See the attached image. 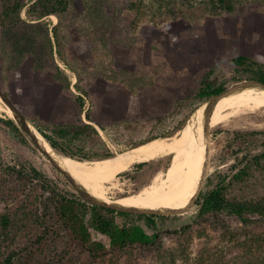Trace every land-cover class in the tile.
Returning <instances> with one entry per match:
<instances>
[{"label":"rangeland","instance_id":"374dc122","mask_svg":"<svg viewBox=\"0 0 264 264\" xmlns=\"http://www.w3.org/2000/svg\"><path fill=\"white\" fill-rule=\"evenodd\" d=\"M26 1L19 16L23 21L36 22L29 12L36 0ZM65 1L64 12L60 10L39 20L53 42L55 65L50 77L31 72L30 61L13 64L0 30V92L16 105L39 136L35 126L47 133L80 121L92 125L94 132L74 139L72 146L95 159L79 161H94L102 155L115 157L122 150L156 137L176 136L177 142L196 109L208 101L201 102L195 96L205 76L226 90L235 83L252 80L230 62L231 56L241 53L264 63V0H259L261 3L242 0L245 5L222 15L208 12L205 8L208 0H171L170 3L163 0L160 4L144 0L143 6L139 0ZM45 27L42 29L46 30ZM55 66L61 71L60 78H53ZM78 97L85 102L82 110ZM87 112L90 119L86 118ZM7 119L12 117L0 100V165L14 169L13 173L0 172L3 188H9L14 195L10 202H0V214L9 215L13 220L11 225H18L10 234L0 232L2 257L24 246L21 240L31 238L32 232L49 234L43 247L44 256L37 264H56L55 256L65 247L69 255L62 264H164L172 255L175 264H196L202 253H212L216 259L221 253L240 262L249 245L252 257L257 256L254 239L250 241L248 233L261 234L264 219H260V227L244 228L236 217L223 213L199 217L197 199L199 194L223 182V178L229 198H264V107L229 117L191 145L185 143L179 186L168 201L153 209L171 208L176 214L156 215L149 223L145 218H137V214L106 213L118 225L135 223L147 234H155L152 246L109 250L97 258L89 257L78 245H68L67 231L53 218L52 191H68L82 197L16 123L21 133L5 124ZM236 131L242 134L235 136ZM204 136L209 140V152L202 178L207 152ZM172 153L146 161L157 162L150 167L135 168L137 163L132 164L118 176L116 187L101 192V199L117 202L142 183L147 184L157 166V170H163L169 162L166 168H171ZM187 154L192 155V162L184 167ZM256 157H260L259 161ZM243 166L247 175L242 180L234 179V173ZM173 186L174 181L167 192L138 206L146 207L159 200ZM25 214H31L33 219ZM85 221L92 238L102 241L109 249L108 237L92 227L89 215ZM22 225L29 226L32 232ZM226 226L235 230L237 234L233 237L237 242L245 241L246 245L230 243L231 236L225 235Z\"/></svg>","mask_w":264,"mask_h":264},{"label":"trees","instance_id":"16d2710c","mask_svg":"<svg viewBox=\"0 0 264 264\" xmlns=\"http://www.w3.org/2000/svg\"><path fill=\"white\" fill-rule=\"evenodd\" d=\"M170 1L171 0H167L166 2L170 3ZM26 2V0H0V30L2 31V42L7 48H9L7 54L10 53L12 55V57H9V60L14 62L13 64L22 65L23 61L26 63L30 61L31 65L29 69L31 72L43 73L45 76L50 77L54 74L53 65H55L52 52L53 42L49 33H47V28L43 25L44 23H41L39 20L50 14H58L60 10L64 12L67 8V2L65 0L34 1L29 8V12L37 21L30 23L23 21L19 16V11L24 8ZM139 2L141 6L145 4L144 0H139ZM154 2L160 4L163 0H154ZM255 2L261 3L259 0H255ZM243 5H245V3L242 0H208L205 3V8L208 9L210 14L222 15L223 13H232L236 8L238 10V8ZM42 27H45L46 30L42 29ZM229 60L237 69H240L245 75H247L246 78L264 83V63H260L259 61L251 59L247 55L241 53L231 56ZM55 70L56 75L53 78L59 76L61 72L57 69V66H55ZM60 80L61 79H58V81ZM201 82V85L195 93L196 98L201 102L207 101L223 92L225 88L222 84L217 85L213 83L211 79L206 78V76ZM78 103L82 110L85 103L84 100L78 97ZM86 118L90 119L88 112ZM4 122L16 132L21 133L19 127L12 119H7ZM182 127L183 126L178 127L176 131ZM35 128L55 152L77 160L95 159V157H91L86 152L79 150L78 147L72 146L74 139L89 135L90 132H94L92 125L80 121L78 124H67V126L51 129L47 133L44 129L39 128L38 126H35ZM251 133L254 134V132ZM241 134L242 133L239 131L235 132V136H240ZM108 156L111 155L96 156V158H104ZM255 159L259 161L260 157H256ZM168 163L163 166L164 169L168 166ZM153 164H157V162L150 161L137 163L134 167H150ZM32 171L35 172V174L37 173L35 169H32ZM0 172L13 173L14 169L12 167L7 168L0 165ZM245 175H247V171L243 166L234 173V179L242 180V177ZM144 184L145 183H142L140 186ZM3 187H5L4 184L0 183V202L8 203L14 195L9 188L7 189ZM226 189V183H224L223 178V182H219L208 191L201 195L199 194L197 199L198 216L204 217L206 215L223 213L226 216L236 217L244 228L249 226L260 227V219H264V198L251 200L229 198L226 195ZM52 197L55 204L53 218L56 223L62 225L67 231L69 240L68 245H78L85 249L89 254V257L97 258L109 250H122L128 246H152L156 241L155 234H147L138 224L131 223L118 225L112 217L106 214L117 213L129 216V213L114 211L96 205H89L78 195L68 191L61 193L52 191ZM30 215L31 214H25L26 217H31ZM87 215H89L92 227L99 233L108 237L109 249L106 248L102 241L94 240L92 238L88 224L85 221ZM155 216L156 215H136L139 219L145 218L149 223L153 222ZM255 216H257L258 219L252 218ZM31 218L33 219V217ZM12 221L13 220L9 215L0 214L1 234H10L12 229H17L18 225H11ZM23 222L26 223V221ZM22 226L27 232H32L31 230H33L27 225ZM228 230L230 229L226 226L225 235L231 236L228 241L230 243L233 241L237 242V239L233 237L237 234L234 232L235 230H230V233L226 234ZM32 233L33 236L31 238L29 237L25 240H21L23 242L22 245L24 246L17 250L7 252L3 257V254H0V264H37L40 261V258L44 256L43 247L46 244V238L49 234L48 232L47 234ZM248 235H250V241H253L254 239L255 247L258 250L257 256L252 257V248H250L251 245H249L247 247L249 250L242 256L240 262L238 258L231 260L224 255L222 256L221 253L220 256H218V259H216V256L212 253H208L207 255H203L202 253V255L195 260V263L264 264V231L261 234L254 232L248 233ZM12 238L17 240L14 236H12ZM237 243L246 245L245 241L239 240ZM67 251L68 250L65 247L60 254L55 256L54 259L56 264H62L63 258L69 255V252ZM164 264H175L174 256L172 255Z\"/></svg>","mask_w":264,"mask_h":264},{"label":"bare ground","instance_id":"6f19581e","mask_svg":"<svg viewBox=\"0 0 264 264\" xmlns=\"http://www.w3.org/2000/svg\"><path fill=\"white\" fill-rule=\"evenodd\" d=\"M6 107L8 113L14 120L11 109L7 105ZM263 107L264 90L254 87L241 89L237 92L220 97L210 112L205 116H203L205 104L198 107L194 113L193 119L190 120L188 127L181 135H178L177 142L176 136L169 138L156 137L122 150L121 153L117 154L115 157H104L90 162L79 161L77 159L61 155L55 152L43 137L39 136L37 133H35V135L37 136L40 145L44 147L45 150L56 160L59 166L68 172L74 180H78L82 185H80L77 181L76 183L88 191L89 194L96 199L120 207L153 210L168 201L174 195L175 190L179 186L182 170L181 153L185 143L189 142L191 145L195 140L200 138L201 135H204L216 124L225 121L227 118L229 119V117H236L242 113L254 111ZM32 131L35 132L34 130ZM171 153L173 156V164L171 168L169 167L163 170H156L150 177L147 184L140 186L134 192L130 191V194L119 199L117 202H108L101 199V192L106 191V189L116 187L115 182L117 181L118 176L123 171L127 170L132 164L159 159L166 157ZM199 155L200 150H198L195 160L194 187L196 183ZM191 157L192 155L190 154L185 156L183 159L184 167H188L191 164ZM172 181H174L173 188L159 200L151 202L146 207L138 206L139 203H146L150 199L167 192L172 184ZM89 187L93 188V190H90L91 188L89 189ZM192 195L193 191L190 195V199L192 198ZM182 205H185V203ZM170 210L171 208H165L162 211L167 212Z\"/></svg>","mask_w":264,"mask_h":264},{"label":"water","instance_id":"95a60500","mask_svg":"<svg viewBox=\"0 0 264 264\" xmlns=\"http://www.w3.org/2000/svg\"><path fill=\"white\" fill-rule=\"evenodd\" d=\"M252 87L264 90V83L256 81V80H244V81L233 84L232 86H230L229 88H227L223 92L217 94L216 96L212 97L211 99H209L205 103V109L203 110V116H205L207 113L210 112V110L212 109V107L215 105L216 101L220 97H222L224 95H229V94L234 93V92H237L241 89L252 88ZM0 98L5 103V105H7L11 109L13 116H14L15 123L22 129V131H24L30 137L31 141L36 145V147L39 149V151H41L44 155H46L48 157L49 161L54 165V167L57 170H59L71 182V184L75 187L78 194L87 203H89L91 205L109 208V209H112L114 211L126 212V213H132V214H140V215H171V214H176V212H174V211H167L166 212V211H154V210L120 207V206L105 203L103 201L96 199L95 197L90 195L88 191H86L79 184H77L76 181L73 179V177H71L68 174V172H66L64 169H62L59 166V164L56 162V160L45 150L44 147H42L40 145V143L37 139V136L35 135V132H33L31 129V125H30L29 120L19 111V109L16 107V105L9 98H7L2 92H0ZM204 137H205V141H206L205 144L207 146V149H206L207 152L204 155L205 161L203 162V167H202V170H203L202 178H203L204 172L206 171V168H207L206 162L208 159V152H209V147H208L209 140H208V138L206 140V136H204ZM202 178H201V184H200L199 190L202 186V182H203ZM199 190L197 191V193L199 192ZM192 202H193V200H192Z\"/></svg>","mask_w":264,"mask_h":264}]
</instances>
